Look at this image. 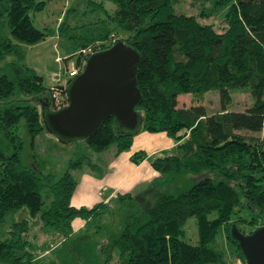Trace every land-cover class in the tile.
<instances>
[{
    "label": "trees",
    "instance_id": "trees-1",
    "mask_svg": "<svg viewBox=\"0 0 264 264\" xmlns=\"http://www.w3.org/2000/svg\"><path fill=\"white\" fill-rule=\"evenodd\" d=\"M104 1L115 5L111 19L131 32L122 42L139 56L135 84L140 101L134 110L140 115V127L136 132L119 133L109 117L82 141L93 153L113 147L110 157L127 151L142 131L163 133L173 145L161 156L148 158L142 151L129 156L134 164L148 158L157 174L144 191H117L89 208L74 206L71 198L77 181L72 172L83 163L91 169L98 167L80 155L69 159L56 176L25 162L27 150L17 134L19 123L35 157L34 141L45 131L40 103L48 102L50 110L58 107L38 73L23 62H5L0 70V264H45L44 257H33L29 251L30 220L37 221L42 231L61 236L51 249L56 253H51L50 264H108L112 260L117 264H229L215 241L219 229L231 245L230 254L247 264L230 229L234 226L249 234L264 226V0H215L214 7L227 5L219 30L192 15L175 13V0L89 3L106 12ZM44 4L43 0H0V61L10 55L21 58V43L43 39L46 34L32 25L28 14L41 11ZM74 16L72 7H67L56 28L59 37L70 41L65 55L77 52L73 55H77L79 73L90 54L80 50L92 46L94 39L73 40L67 29L68 19ZM211 90L217 91L219 108L206 113L199 102ZM237 92L249 96V105L241 111L227 110ZM182 94L191 95V103L198 104L178 106L177 97ZM18 95L29 98L15 99ZM241 130L260 136H246ZM22 208L28 218L11 220L3 229L6 216ZM211 211L214 216L207 218ZM243 211L249 212V220L240 217ZM113 214L117 223H95ZM190 216H194L195 244L179 238ZM74 219L83 221L80 231L73 230ZM242 222L247 232L239 229ZM91 227L96 231L89 233ZM103 230L110 234L106 241L99 248L91 246Z\"/></svg>",
    "mask_w": 264,
    "mask_h": 264
},
{
    "label": "rangeland",
    "instance_id": "rangeland-1",
    "mask_svg": "<svg viewBox=\"0 0 264 264\" xmlns=\"http://www.w3.org/2000/svg\"><path fill=\"white\" fill-rule=\"evenodd\" d=\"M45 2L44 8L38 12H29V17L32 25L44 32L43 39L38 40L33 43H21L22 44V55L21 58H16L14 56H6L0 61V70L3 68V64L10 60L17 62H23L26 66L32 68L36 73L41 76L42 83L45 85H58L61 86V81L54 83L50 81L49 72L59 70L62 73V68L70 69L71 67H76L78 69L76 59L77 52H73L72 56L65 55L66 45H70V41L63 35H58V30L56 28L57 23L60 21L61 16L67 7H72L75 16L68 19L69 28L67 33L73 36L75 42L78 38H81L82 42L86 39H94L93 45L89 47L90 50H97L99 45H108L114 39L118 38L120 40L126 39L131 32L127 29L121 27L116 21L111 19L112 10L115 9V5L111 1H104L102 6L106 10H101L96 6L89 3V0H43ZM98 1V0H96ZM216 6L215 0H175L173 3V10L175 13H182L185 15H192L195 19L201 23H209L216 30H219L220 25H222V17L227 5ZM207 11V12H206ZM207 13V14H206ZM206 15V16H205ZM71 17V16H70ZM72 25V27H71ZM74 25V26H73ZM4 33L8 35V30L6 26L3 27ZM104 36V37H103ZM88 44V43H87ZM61 57V62L57 63L54 61V57ZM64 59H66L64 61ZM65 62V63H64ZM15 99L27 100L29 98L23 95H18L14 97ZM13 98V99H14ZM194 98L191 95H183L178 99V105L184 104L187 106L191 103V99ZM200 98V96H196ZM29 102H31L29 100ZM193 102V101H192ZM32 103V102H31ZM206 110V113H211L219 108L218 95L216 90H211L203 94L201 97V102ZM250 103V98L246 93H234L231 96L230 103L226 106L227 110L231 111H241L247 107ZM191 104H198V102H193ZM22 122V121H21ZM241 134L246 136L257 137L260 136L258 132H248L239 131ZM17 134L25 141L24 149L27 150L25 157V162L31 165H39V169L46 173H53L58 176L66 167L67 161L69 159H74L80 155H86L91 163L97 165L98 168H88L84 163L82 168L72 172L74 178L77 181V190L71 198V204L74 206L83 205L86 208L91 207L95 203L101 202V200L109 194V196L114 193V185L120 176L126 174L127 168L131 164L124 162V155L126 151L121 152L116 157H118L114 162L109 163L108 156L107 160L102 159L109 155L113 147H109L105 152L93 153L88 150L82 139L73 138L67 142H62L55 134L43 131L36 137L33 145V151L36 156L32 157L27 146V138L23 126L19 123L17 128ZM162 153H155L152 157L161 156ZM253 161L257 163L256 153H253ZM35 163V164H34ZM149 169L147 166H142L139 172L135 173L130 179H128L124 185L120 187L119 192L130 191L131 193H140L144 191L149 183L155 179L157 174H152L153 172L145 173ZM191 177V176H189ZM184 182V181H183ZM99 193L101 195H99ZM214 211L207 214V218H212L214 216ZM240 217L249 220V212L243 211ZM110 216L104 215L100 220L95 221L97 223L102 220L103 225L110 222L111 225L117 223V218L115 214L111 218ZM22 218H28L25 209H20L14 214H9L6 216L5 222L1 227L3 229L8 228V224L11 220H20ZM30 222V229L27 232V238L31 242L29 251L33 257L42 256L44 257V263H48L50 259L55 255V251L51 252L52 248L61 240V236L58 234L50 235L40 229L39 223L34 220ZM76 221H73V226ZM82 226L78 227L75 231H80ZM103 228V227H102ZM254 228V227H253ZM252 228V229H253ZM242 232H247V224L242 222L239 226ZM255 229V228H254ZM253 229V230H254ZM96 230L91 227L89 233H93ZM183 234L179 236L180 239L184 240L189 244L196 243V230L194 225V216L188 217L184 224L182 225ZM109 233H114V227H109ZM94 237V243L91 246L99 248L101 243H104L107 237L110 235L105 230L98 233ZM215 241L217 247L223 252L225 256V261L229 264H244L242 263L234 254H230L231 245L226 242L223 238L222 229H219L216 233ZM92 240V241H93ZM92 247V248H93ZM52 253V255H51ZM84 255V252H81ZM53 264H70V263H53ZM76 264H100V263H76ZM108 264H117L115 260H112Z\"/></svg>",
    "mask_w": 264,
    "mask_h": 264
},
{
    "label": "water",
    "instance_id": "water-1",
    "mask_svg": "<svg viewBox=\"0 0 264 264\" xmlns=\"http://www.w3.org/2000/svg\"><path fill=\"white\" fill-rule=\"evenodd\" d=\"M138 53L116 38L108 48L90 53L82 70L63 89L67 104L50 110L40 103L45 130L62 142L91 135L101 121L112 117L115 131L128 134L140 127V115L134 107L140 101L135 84ZM230 233L247 264H264V226L242 234L232 226Z\"/></svg>",
    "mask_w": 264,
    "mask_h": 264
},
{
    "label": "crops",
    "instance_id": "crops-1",
    "mask_svg": "<svg viewBox=\"0 0 264 264\" xmlns=\"http://www.w3.org/2000/svg\"><path fill=\"white\" fill-rule=\"evenodd\" d=\"M183 95L184 94L179 95L177 97V100L179 99V97H181ZM182 105H184V104H182ZM178 106H180V105H178ZM172 145H173V142L170 139H168L163 133H148L145 131L137 133L132 139L131 146L129 147V149L126 151V153L124 155L125 156L124 162L127 164V166H128V164H131V166L129 167L130 169L127 168V171L125 172L126 174L120 176L119 179H117V181L115 182V185H114V193H112L110 196H109V194H107L101 201H106L107 199H109V197L113 196L120 189V187L122 185H124V183L128 179H130L135 173L140 171L142 166H147V168H149L145 171V173H148V170H149V172H153L152 174L155 175L156 172H154L150 168V165L148 163V158L150 156L154 155L155 153H162L163 150L168 149ZM112 151L113 150L110 151L109 155H107L105 158L103 157L102 159L107 160L108 156L111 155ZM136 151L144 152L145 157H148V158H144L143 160H141L137 164L132 163L129 160V156ZM116 156L110 157L109 163H111L112 161L114 162L118 158ZM77 186L74 190V193L77 190ZM74 193H73V195H74ZM73 195H72V198H73ZM99 195H101V194L99 193ZM78 205H80V204H78ZM73 221H76V223L73 226V230L80 227L83 223V221L80 219H74Z\"/></svg>",
    "mask_w": 264,
    "mask_h": 264
},
{
    "label": "built area",
    "instance_id": "built-area-1",
    "mask_svg": "<svg viewBox=\"0 0 264 264\" xmlns=\"http://www.w3.org/2000/svg\"><path fill=\"white\" fill-rule=\"evenodd\" d=\"M80 52L84 55H87V52L91 53V50L87 47L86 49H81ZM61 57L59 56H55L54 57V61L59 63L61 62ZM78 73V69L76 67H71L70 69L62 68V73L59 72V70L57 72L55 71H50L49 72V78L51 82L57 83L59 81H61V86L58 85H54V86H50L47 85L50 89H51V97L53 99L54 105H56V107L61 108L63 106H65L67 104V97H66V93L64 92L63 94H60L58 92V87H65L67 82ZM63 90V89H60Z\"/></svg>",
    "mask_w": 264,
    "mask_h": 264
},
{
    "label": "flooded vegetation",
    "instance_id": "flooded-vegetation-1",
    "mask_svg": "<svg viewBox=\"0 0 264 264\" xmlns=\"http://www.w3.org/2000/svg\"><path fill=\"white\" fill-rule=\"evenodd\" d=\"M49 108V107H48Z\"/></svg>",
    "mask_w": 264,
    "mask_h": 264
}]
</instances>
